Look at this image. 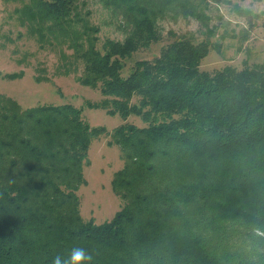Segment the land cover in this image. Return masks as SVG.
Masks as SVG:
<instances>
[{
    "label": "trees",
    "instance_id": "obj_1",
    "mask_svg": "<svg viewBox=\"0 0 264 264\" xmlns=\"http://www.w3.org/2000/svg\"><path fill=\"white\" fill-rule=\"evenodd\" d=\"M93 1L123 38L102 41ZM213 2L230 4L249 29L262 17L231 0H30L20 8L41 42L71 48L62 53L82 64L77 79L100 88L88 106L146 125L109 131L71 102L25 107L0 92V264H51L74 246L94 264H264V60L201 68L219 47L210 39ZM168 17L198 20L206 37L170 31L158 55L136 58L163 40ZM102 134L124 160L112 180L123 206L97 223L83 217L78 191Z\"/></svg>",
    "mask_w": 264,
    "mask_h": 264
},
{
    "label": "rangeland",
    "instance_id": "obj_2",
    "mask_svg": "<svg viewBox=\"0 0 264 264\" xmlns=\"http://www.w3.org/2000/svg\"><path fill=\"white\" fill-rule=\"evenodd\" d=\"M29 1L0 0V92L16 98L25 107L47 102H71L84 108L83 116L92 126H105L109 131L125 121L146 125L140 116L131 115L125 120L119 114L112 115L106 109L87 105L89 100L99 101L102 98L100 88L84 85L77 79L83 66L62 53L63 49L70 54L72 50L69 46L62 43L52 46L49 42L53 39L41 42L39 35L21 22L19 10ZM231 1L261 13L262 17L253 29H249L245 19L233 11L230 4L213 2L209 13L216 32L210 39L219 47L213 48L203 59L201 68L204 70L213 71L228 64L242 68L264 60V0ZM92 6L95 10L92 20L101 27L102 41L107 37L123 38V34L111 24L109 13L101 4L93 1ZM160 24L163 40L140 50L135 54L136 58L158 55L161 48L172 40L170 31L179 35L195 33L198 39L206 37L200 22L194 18L168 17ZM247 29L249 35L245 38ZM21 71H24L22 77L3 76ZM38 74L47 77L37 80ZM110 138V134H102L92 141L88 163L84 166L86 182L78 191L83 217L94 219L97 223L111 219L123 206V199L115 193L112 180L124 160L120 147L109 144Z\"/></svg>",
    "mask_w": 264,
    "mask_h": 264
},
{
    "label": "clouds",
    "instance_id": "obj_3",
    "mask_svg": "<svg viewBox=\"0 0 264 264\" xmlns=\"http://www.w3.org/2000/svg\"><path fill=\"white\" fill-rule=\"evenodd\" d=\"M51 264H94V256L87 248L74 246L66 254L53 257Z\"/></svg>",
    "mask_w": 264,
    "mask_h": 264
}]
</instances>
